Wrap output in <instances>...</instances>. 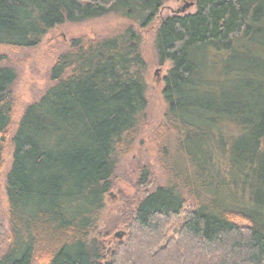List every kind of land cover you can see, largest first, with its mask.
Masks as SVG:
<instances>
[{
    "label": "trees",
    "instance_id": "1",
    "mask_svg": "<svg viewBox=\"0 0 264 264\" xmlns=\"http://www.w3.org/2000/svg\"><path fill=\"white\" fill-rule=\"evenodd\" d=\"M166 1L0 0V45L13 48L66 22L128 23L71 38L15 130L18 73L0 65V172L12 147L0 264H264V0H195L160 21L164 180L139 167L130 203L104 216L117 161L148 122L138 28Z\"/></svg>",
    "mask_w": 264,
    "mask_h": 264
},
{
    "label": "rangeland",
    "instance_id": "2",
    "mask_svg": "<svg viewBox=\"0 0 264 264\" xmlns=\"http://www.w3.org/2000/svg\"><path fill=\"white\" fill-rule=\"evenodd\" d=\"M195 0H167L158 11L153 21L145 28H138L142 35L143 55L147 63L146 83L148 91V122L145 130L136 140L132 150L118 159L111 190L105 197V217L115 214L117 207L124 206L135 194L131 182L136 181L139 167L145 166L154 174L156 182L164 180L163 170L159 158V146L155 141L154 132L163 120L166 105L162 96L164 86L163 78L169 68V63L159 65L158 55L155 48V33L160 21L171 15H185L194 13L195 5H189ZM186 6V7H185ZM128 24L125 19L115 14L93 18L82 23H63L51 29L42 39L41 43L34 48H13L0 45V65H8L18 73V78L12 87V94L16 100L13 116V129L30 103L38 99L50 86L49 71L55 63L58 55L67 49L68 42L73 37L87 36L90 38L106 36L115 29ZM240 43H236L235 46ZM251 48H255L251 46ZM227 52L225 53V55ZM216 53L209 52L208 59L215 61ZM211 78L222 79L223 74L217 66ZM12 131L14 132V130ZM12 147H9L4 156L5 165L0 172V227H8V203L5 190V178L11 163ZM112 193V195H110ZM128 200V201H127ZM130 203V202H129ZM191 203V202H190ZM105 220V218H104ZM176 229V228H175ZM121 231L117 230L116 232ZM115 232V233H116ZM114 233V234H115ZM113 234V236H114ZM118 239V238H116ZM0 237V244L2 243ZM2 244L0 250L4 251Z\"/></svg>",
    "mask_w": 264,
    "mask_h": 264
},
{
    "label": "water",
    "instance_id": "3",
    "mask_svg": "<svg viewBox=\"0 0 264 264\" xmlns=\"http://www.w3.org/2000/svg\"><path fill=\"white\" fill-rule=\"evenodd\" d=\"M189 5H192V4H187L186 6H189ZM186 6H185V7H186ZM110 195H112V193H110ZM175 230H176V229H175ZM124 233H125V232H123V231H118V232H116V233L114 234V237H115V238H118V239H121V238L123 237Z\"/></svg>",
    "mask_w": 264,
    "mask_h": 264
}]
</instances>
